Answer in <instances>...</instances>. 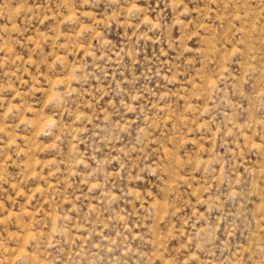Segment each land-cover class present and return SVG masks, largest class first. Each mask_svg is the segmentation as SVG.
<instances>
[{"label": "rangeland", "instance_id": "1", "mask_svg": "<svg viewBox=\"0 0 264 264\" xmlns=\"http://www.w3.org/2000/svg\"><path fill=\"white\" fill-rule=\"evenodd\" d=\"M0 264H264V0H0Z\"/></svg>", "mask_w": 264, "mask_h": 264}]
</instances>
